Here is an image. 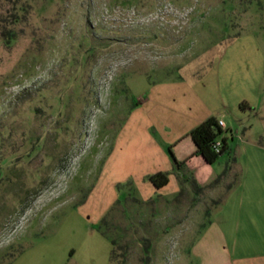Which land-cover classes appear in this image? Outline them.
<instances>
[{"label":"rangeland","instance_id":"374dc122","mask_svg":"<svg viewBox=\"0 0 264 264\" xmlns=\"http://www.w3.org/2000/svg\"><path fill=\"white\" fill-rule=\"evenodd\" d=\"M210 115L223 165L178 170ZM263 151L264 0H0V264H200L210 221L239 230L233 264H264L238 216Z\"/></svg>","mask_w":264,"mask_h":264},{"label":"crops","instance_id":"0c3cea01","mask_svg":"<svg viewBox=\"0 0 264 264\" xmlns=\"http://www.w3.org/2000/svg\"><path fill=\"white\" fill-rule=\"evenodd\" d=\"M220 121L223 122L224 125V129L227 130V132L225 133V136L227 137L228 134L230 135L231 138H233V133H232V128L222 119V118H218ZM194 145V143H193ZM195 150V145L192 148V152L190 153V155L185 158L187 159V165L191 166L192 162H195L198 165H203L205 164L208 169H210L211 171V167L215 164H220L223 165V161L222 160V156L215 161L212 164H209L207 162L204 161V159L200 156H194L195 154H193ZM224 156V155H223ZM260 160L262 158H264V151L263 152H259L258 155H256ZM233 160L236 163V159L233 158ZM211 166V167H210ZM225 167V169H224ZM224 167L222 166V171H220V173L217 174H222L224 170L227 169V164L225 163ZM195 171L193 172L191 170V174H193L195 180H197L199 183L203 184L207 182V177L211 178L213 177V174L211 173H206L204 172L203 176L199 175L198 171H197V167H195L194 169ZM207 174V175H206ZM205 178V179H204ZM245 186L242 187V192H240L241 195V203H240V210L238 213V216L241 218L243 217L244 220L248 219L250 220L252 223L255 224V231L258 234V236L262 238L263 234H264V202L261 201V199H256V195L257 192L259 193V189L258 187L254 186V189H252V191H249V193L246 191V188H244ZM233 188L231 187L228 191V195L227 197L232 193ZM223 205V204H222ZM232 231V232H231ZM263 231V232H262ZM231 232V233H230ZM236 235H239V230L233 231V230H227L226 227L222 228L221 226H218V224H216V222L214 221H210V223L207 225V227L205 228L203 234L201 235V238L199 240V244H200V254H199V258H200V264H233L232 263V258L230 256L229 253V248L228 245H226V240L227 238H232V239H236ZM208 238H212L213 240H216L219 238L220 239V243H218L216 249L213 251L211 250V247L209 244L205 243L204 241H206ZM234 244V243H233ZM215 252V254H214ZM216 255V256H213ZM198 255H195V257H197Z\"/></svg>","mask_w":264,"mask_h":264},{"label":"trees","instance_id":"16d2710c","mask_svg":"<svg viewBox=\"0 0 264 264\" xmlns=\"http://www.w3.org/2000/svg\"><path fill=\"white\" fill-rule=\"evenodd\" d=\"M15 3H17V1ZM241 105L242 104H240V106ZM226 132H227V130H225L222 127V125L220 124V120L216 116H214V115L208 116L207 118L202 120L198 125H196L194 128H192L190 133H189L191 136V139L195 145V150H194L193 154L200 155L204 159V161L209 163V164L214 163L221 156L229 153L231 150L230 145L228 144V141H227L228 139L225 136ZM216 140L221 141V149L219 152H216V150L213 147V144L215 143ZM170 153H171V156L174 158V155H173L171 150H170ZM174 161L177 165L178 170H180L182 167H185L186 160L179 161V160H176L174 158ZM184 176L185 175H183V179L185 181H189L191 186L193 187V189L196 190V192L201 190L200 188H202V187H199V184L196 182V180L193 176H189L187 178H184ZM147 178L156 188H161V187L165 186L169 180L168 173L163 172V171H158L154 174L148 175ZM216 181L218 182V180H216ZM4 186L6 188L12 187V186H6L5 184H4ZM185 191H186V188H185ZM180 193H182V194L184 193L183 188H181ZM0 198H1V196H0ZM115 251H116V249H113L112 253H111V258L113 260H115L116 255H117L115 253Z\"/></svg>","mask_w":264,"mask_h":264},{"label":"built area","instance_id":"2783aa9c","mask_svg":"<svg viewBox=\"0 0 264 264\" xmlns=\"http://www.w3.org/2000/svg\"><path fill=\"white\" fill-rule=\"evenodd\" d=\"M220 124L224 128V125H223V122L222 121H220ZM213 147L216 150V152H219L220 149H221V141L220 140H216L215 143L213 144Z\"/></svg>","mask_w":264,"mask_h":264}]
</instances>
